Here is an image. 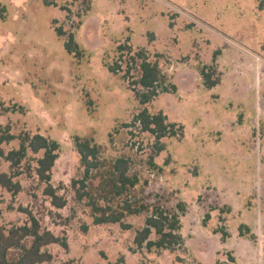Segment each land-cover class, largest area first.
Wrapping results in <instances>:
<instances>
[{"label":"rangeland","instance_id":"obj_1","mask_svg":"<svg viewBox=\"0 0 264 264\" xmlns=\"http://www.w3.org/2000/svg\"><path fill=\"white\" fill-rule=\"evenodd\" d=\"M70 35L73 53L65 49ZM119 45L130 55L143 49L168 92L158 88L142 104L138 62L127 51L120 59ZM117 60V73L109 72ZM212 65L219 83L206 89L200 71ZM142 110L161 112L183 135L157 140L142 131L134 122ZM25 134L59 144L50 184L66 205L56 208L43 192L42 152L27 150L13 170L0 156L1 172L20 173L18 192L0 187V226L34 217L41 231L65 238L67 248H42L52 257L44 264H264V0H0L4 155ZM74 136L91 137L103 163L129 162L138 177L131 201L186 204L181 247L132 252L145 215L126 217L127 230L93 224L87 197L73 186L84 171Z\"/></svg>","mask_w":264,"mask_h":264},{"label":"trees","instance_id":"obj_2","mask_svg":"<svg viewBox=\"0 0 264 264\" xmlns=\"http://www.w3.org/2000/svg\"><path fill=\"white\" fill-rule=\"evenodd\" d=\"M76 48L77 45L73 36L70 35L65 43V49L68 53H73ZM117 50L120 53V59L123 52L127 51L129 55L132 52V49L126 45H119ZM130 61L138 62L140 77L134 84L142 90L136 92L142 104H146L155 98L160 93L158 88L168 92L164 85L165 77L156 64L148 61L143 49H139L130 55ZM119 62L121 61L117 60L113 65L108 66L109 72L116 74L121 66ZM208 69L210 72L205 71V69L200 72L204 88L211 89L219 83V78L214 80L211 78L213 74L211 70L214 71L213 65ZM171 88L172 91H175L174 85H171ZM134 122L140 125L142 131L153 134L157 140L166 136L181 137L183 135V126L166 122V116L161 112L151 115L146 110H142L135 116ZM176 126L177 130H175ZM3 138L6 141H11L15 137L12 135L2 136L1 140ZM18 139L20 140L18 149L9 151L7 155H4L0 150V156H4L13 170L19 168L23 159L26 158L27 150L32 153L42 152V156L37 160L36 175L46 185L43 192L51 198L52 205L56 208L64 207L66 201L56 194V190L50 184L51 169L58 156L59 144L39 134L33 136L20 135ZM73 143L80 155L84 169L82 179L74 181L73 186L76 188L79 184V188H77L79 199L87 197L93 224H119L122 229L127 230L130 225L124 223L126 217L145 215L144 226L136 231L135 248L131 250L132 252L140 251L143 248L172 251L182 246L183 238L178 231L181 228L180 217L186 212L185 203L179 202L175 209H167L159 204H147L142 199L131 201L130 192L138 183V177L135 174L129 175V162L123 158H118L103 163L101 147L95 144L91 137L74 136ZM158 149L162 150L161 147ZM101 166L103 167L102 170ZM19 174V172H15L11 175L0 171V187L13 193L18 192L20 185L14 182L13 178ZM92 179H98L97 185H93ZM243 227L246 226L242 225ZM153 232L156 236L155 240L150 239ZM239 233L244 235L241 229ZM28 240L29 244H26ZM56 243L67 248L65 238L60 239L49 231H41L40 225L34 217H31L30 225L12 227L8 231L0 226V264L49 263L52 257L49 253L43 252L42 248ZM11 252H17V254L11 257ZM108 264L125 263L122 258H119L116 262Z\"/></svg>","mask_w":264,"mask_h":264}]
</instances>
